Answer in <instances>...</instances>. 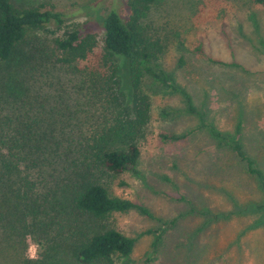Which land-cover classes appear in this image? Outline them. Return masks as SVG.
Here are the masks:
<instances>
[{
    "label": "trees",
    "instance_id": "trees-1",
    "mask_svg": "<svg viewBox=\"0 0 264 264\" xmlns=\"http://www.w3.org/2000/svg\"><path fill=\"white\" fill-rule=\"evenodd\" d=\"M155 1L127 0L125 20L109 11L100 46L95 33L67 24L52 5L18 7L0 0V264H113L114 258L130 256L137 237L112 227V214L135 210L155 218L145 205L112 191L119 175L138 174L151 109L143 78L179 92L172 77L154 69L163 42L142 25ZM223 1L264 8V0ZM31 31L53 37L51 54L32 45ZM47 56L68 75L67 82H51L54 105L37 80H49V73H35L47 68ZM180 93L186 111L195 114L190 95ZM240 128L239 121L230 136L208 126L217 144L228 143L245 163L262 194L260 203L245 210L264 211V173L244 151ZM185 136L160 138L174 142ZM145 234H154L156 248L162 233ZM28 239L38 246L39 259L28 257Z\"/></svg>",
    "mask_w": 264,
    "mask_h": 264
},
{
    "label": "rangeland",
    "instance_id": "rangeland-1",
    "mask_svg": "<svg viewBox=\"0 0 264 264\" xmlns=\"http://www.w3.org/2000/svg\"><path fill=\"white\" fill-rule=\"evenodd\" d=\"M11 2L18 7L52 5L67 24L95 33L100 46L104 16L114 10L125 20L129 14L127 0ZM236 2L156 0L142 18L147 33L163 42L164 52L154 69L172 77L179 92L149 77L142 80L151 109L140 143L138 174L119 175L112 191L145 205L155 218L135 210L112 214V227L137 237L130 256L114 258L113 264H264V211L245 210L249 203H260L262 194L245 163L228 143L219 146L208 129L214 126L233 136L240 121L243 149L264 173V8ZM29 38L39 51L51 52L53 37L31 31ZM47 57V68L35 73H49V80H37L43 91L51 92L48 104L54 105L51 82H67L68 75L53 56ZM124 77L126 73V89ZM66 84L70 82L62 86ZM180 91L190 95L195 114L186 111ZM161 134L186 136L172 142L163 141ZM148 230L162 233L156 248L154 234L142 235ZM27 255L40 258L32 239Z\"/></svg>",
    "mask_w": 264,
    "mask_h": 264
},
{
    "label": "clouds",
    "instance_id": "clouds-1",
    "mask_svg": "<svg viewBox=\"0 0 264 264\" xmlns=\"http://www.w3.org/2000/svg\"><path fill=\"white\" fill-rule=\"evenodd\" d=\"M34 258V257H33Z\"/></svg>",
    "mask_w": 264,
    "mask_h": 264
}]
</instances>
